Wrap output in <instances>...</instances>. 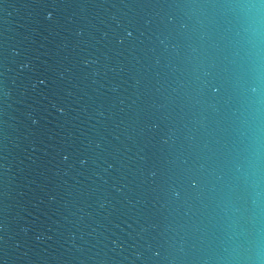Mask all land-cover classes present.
Returning <instances> with one entry per match:
<instances>
[{
    "label": "water",
    "instance_id": "obj_1",
    "mask_svg": "<svg viewBox=\"0 0 264 264\" xmlns=\"http://www.w3.org/2000/svg\"><path fill=\"white\" fill-rule=\"evenodd\" d=\"M260 0H0V264L264 259Z\"/></svg>",
    "mask_w": 264,
    "mask_h": 264
},
{
    "label": "clouds",
    "instance_id": "obj_2",
    "mask_svg": "<svg viewBox=\"0 0 264 264\" xmlns=\"http://www.w3.org/2000/svg\"><path fill=\"white\" fill-rule=\"evenodd\" d=\"M260 4H264V0H260ZM237 11L248 38L250 45L248 55L256 70V83L259 88L262 83L259 75V61L261 57V39L264 37V8L255 3H243L238 6ZM248 264H264V259H261L260 253L257 252L256 257L251 259Z\"/></svg>",
    "mask_w": 264,
    "mask_h": 264
}]
</instances>
